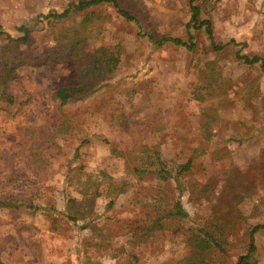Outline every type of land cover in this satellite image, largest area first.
Returning <instances> with one entry per match:
<instances>
[{
    "label": "rangeland",
    "instance_id": "rangeland-1",
    "mask_svg": "<svg viewBox=\"0 0 264 264\" xmlns=\"http://www.w3.org/2000/svg\"><path fill=\"white\" fill-rule=\"evenodd\" d=\"M76 1L0 0V27L32 29L30 43L12 53L25 62L16 70L18 82L10 84L12 115L0 112V203L10 206H0L2 262L188 264L186 240L196 224L219 229L225 240L223 252L213 251L207 264H234L248 249L249 231L264 223V73L238 61V48L213 52L201 31L195 32L194 52L156 47L103 5L75 20L91 12L102 18L103 32L87 42L84 55L108 48L118 54L119 68L90 96L57 110L52 94L80 81L79 68L72 67L79 62L48 61L59 43L47 21L38 19ZM195 3L201 19L211 20L217 43L246 42L241 54L264 58V0ZM123 6L139 19L142 33L187 39L188 0H124ZM208 63L215 65L217 81L214 96L201 102L193 92L208 83ZM206 114L211 124L203 129ZM64 118L71 128L60 132ZM145 145L156 146L172 171L193 157L191 169L177 182L136 173L132 153ZM79 155L86 173L104 171L111 183L124 186L120 194H101L91 216L78 222L98 229L93 239L90 229L66 219L57 231L51 226L50 215L59 216L68 198H81L73 161ZM179 194L188 219H166L162 230L144 238L151 206L165 199L171 205ZM255 243L253 264H264V231Z\"/></svg>",
    "mask_w": 264,
    "mask_h": 264
},
{
    "label": "trees",
    "instance_id": "trees-1",
    "mask_svg": "<svg viewBox=\"0 0 264 264\" xmlns=\"http://www.w3.org/2000/svg\"><path fill=\"white\" fill-rule=\"evenodd\" d=\"M124 0H77L69 2L66 8L60 12H49L46 15L40 16L38 20H45L51 31H53L54 39L59 43L57 49L48 55V61L51 63L61 64L68 61L77 60V66L80 71V81L77 84L62 86L54 90L51 102L57 110H61L71 99H84L93 93L94 87L100 82H104L106 78H110L119 68L120 59L115 51L101 47L94 50L90 55H84L85 46L88 41L96 38L103 32L101 28L102 18L96 13H86L79 21L75 17L79 13L85 12L91 8H96L103 5L110 6L116 14L125 22H129L138 28L137 35L140 38H147L156 47L164 45H172L175 47L184 48L188 52H194L196 49L195 32L201 31L208 46L213 52H219L226 47L238 48L235 58L247 66H257L264 73V58L260 56H248L241 54V50L247 46L246 42L237 43L235 40H230L225 44H219L215 41L213 27L209 18H202L201 7L196 5L195 0H188V8L190 12L189 20L185 26L187 39L183 40L178 37H163L159 40L153 38L147 33H142V25L136 15L129 9L123 6ZM32 29L26 25L14 26L11 30H4L0 27L1 46L0 59L2 68L0 71V112L12 115L14 106V97L10 93V84L18 82V73L16 72L20 64L25 63L24 59L12 57V53L19 48V45H28L31 40ZM212 66L214 68H212ZM209 72V81L201 88H196L193 92V98L197 101H205L212 98L213 85L215 84L218 72L215 65L207 64ZM214 72H216L214 74ZM210 115H205V121L202 124L203 129L208 128L211 124ZM71 121L63 119L60 121L59 131L63 132L67 128H71ZM88 138L83 141L86 142ZM114 153L117 151H113ZM115 153V154H116ZM78 154V153H77ZM78 156V155H77ZM132 160L136 162L135 172L138 174H152L161 179H173L177 182V178L191 169L194 158L191 157L186 163L173 168L168 166L167 161L162 159L160 152L156 146H142L138 151L132 153ZM77 166V182L80 188V199L68 198L65 202L63 211L59 212V216L50 215L52 229L57 231L56 225L62 219H66L74 228L90 229L91 239L96 237L98 229L89 225L78 227L79 221H85L94 212L95 203L101 194H120L124 191V186L114 185L110 182L109 177L104 171H99L97 174H88L83 169L81 158L73 160ZM76 161H78L76 163ZM73 163V162H72ZM176 173L173 176L172 173ZM168 199L160 200L155 203L152 208L153 216L146 215V219L152 218L148 229L143 233L144 238H148L154 234L156 230H162L166 219H188V213L183 209L180 199V194L173 198L171 205ZM110 202L108 207L112 206ZM2 207H10L9 204H1ZM23 206V205H22ZM14 208L21 207L13 206ZM30 208V205H29ZM35 208V207H33ZM36 209V208H35ZM50 210L54 211L51 207ZM86 222V221H85ZM193 229L189 230L186 244L192 250L186 263L188 264H207L209 256L213 251L223 252L222 232L217 229L207 230L194 224ZM264 231V223L254 226L248 234V249L245 254L240 255L234 264H253L254 253L256 252L255 235L258 232ZM101 237V235H99ZM143 240V241H147ZM104 244V243H103ZM104 248V245H100ZM0 264H4L0 258Z\"/></svg>",
    "mask_w": 264,
    "mask_h": 264
}]
</instances>
